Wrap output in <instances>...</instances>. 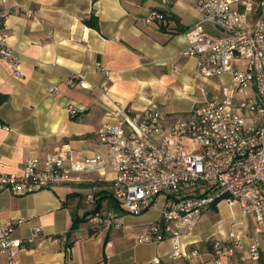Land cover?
<instances>
[{"label":"crops","instance_id":"crops-1","mask_svg":"<svg viewBox=\"0 0 264 264\" xmlns=\"http://www.w3.org/2000/svg\"><path fill=\"white\" fill-rule=\"evenodd\" d=\"M195 2L8 0L6 42L21 59L23 76L13 77L0 59V174H19L27 158L42 160L62 145L80 158L103 152L96 132L118 107L142 109L154 101L171 119L191 112L202 100L201 92L193 91L205 80L195 58L182 54L185 30L201 19ZM152 9L169 18L147 22ZM91 14L98 29L84 23ZM184 97L191 100L187 107L181 106ZM69 106L77 112L70 114ZM91 191L95 198L111 193L109 183L95 175L25 195L0 191V214L21 220L16 236H27L36 226L43 231L21 250L22 264H218L210 241L227 240L231 231L239 234V247L221 264L255 263L245 258L254 235L264 260V225L237 205H211L192 235L183 238L198 255L172 259L168 240L137 241L142 228L159 218L165 195L136 214L122 213L119 227H104L91 222V214L84 216L95 207V199H87ZM101 209L113 210L107 198ZM74 217L85 220L71 229Z\"/></svg>","mask_w":264,"mask_h":264},{"label":"built area","instance_id":"built-area-1","mask_svg":"<svg viewBox=\"0 0 264 264\" xmlns=\"http://www.w3.org/2000/svg\"><path fill=\"white\" fill-rule=\"evenodd\" d=\"M194 8L201 19L185 30L188 45L182 54L195 58L202 78L221 80L218 93L200 86L199 104L172 119L154 101L142 109L118 107L96 132L103 152L80 158L62 145L42 160L29 157L21 173L0 174V191L25 195L95 175L109 183L123 213L130 214L163 194L166 203L159 218L142 228L137 241L168 240L172 259L198 255L197 249L186 248L183 238L192 235L204 212L220 201L237 205L243 215L264 225V0H196ZM11 10L8 0H0V59L20 78L21 59L6 42ZM159 20L162 13L148 12L147 22ZM54 90L48 87L50 93ZM68 112L77 109L69 106ZM87 199L94 201L92 191ZM89 220L119 227L123 216L100 209ZM20 222L0 214V264H22L21 250L42 235L36 226L29 235L16 236ZM239 239L231 231L227 240L210 241L218 264L231 261ZM260 248V237L252 236L245 258L259 260Z\"/></svg>","mask_w":264,"mask_h":264},{"label":"trees","instance_id":"trees-1","mask_svg":"<svg viewBox=\"0 0 264 264\" xmlns=\"http://www.w3.org/2000/svg\"><path fill=\"white\" fill-rule=\"evenodd\" d=\"M152 10H155V9H152ZM157 11H159V10H157ZM159 12L163 14V19L169 18V16H167L165 14V12H161V11H159ZM84 23L90 27L97 28V29L99 28L98 18L94 14H91L88 18H85ZM0 102H1V98H0ZM105 198L108 199L110 205L112 206V208L114 210H116L119 213H123V209L120 207V205L117 203V201L113 198L112 194L110 193V194L104 195L102 197L95 198V207L93 209H91L90 211H86L84 216L86 217L87 215H89L95 211L100 210L102 208V201ZM84 218L74 217L71 229H74L80 222L84 221L85 220Z\"/></svg>","mask_w":264,"mask_h":264},{"label":"rangeland","instance_id":"rangeland-1","mask_svg":"<svg viewBox=\"0 0 264 264\" xmlns=\"http://www.w3.org/2000/svg\"><path fill=\"white\" fill-rule=\"evenodd\" d=\"M206 27H207V29L209 31H211L213 33L215 32L209 25H206ZM198 85H203L205 87V90L208 91V93L216 94V93L219 92V87L221 86V80L218 79V78H208V79H205V80H201ZM190 94H191V92H190ZM193 94L194 95H198V96L200 95L199 87L194 89ZM190 104H191L190 97H184L181 100V106L187 107ZM252 262H255V263H251V264H264V260H262V259H259V260H256V261H252Z\"/></svg>","mask_w":264,"mask_h":264}]
</instances>
